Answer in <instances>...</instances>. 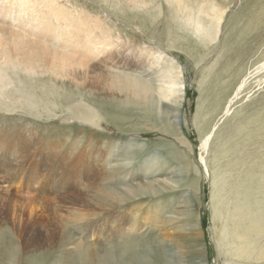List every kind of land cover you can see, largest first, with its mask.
<instances>
[{
	"label": "rangeland",
	"instance_id": "1",
	"mask_svg": "<svg viewBox=\"0 0 264 264\" xmlns=\"http://www.w3.org/2000/svg\"><path fill=\"white\" fill-rule=\"evenodd\" d=\"M58 1L95 16L114 47L71 76L43 63L2 72L0 264H264V0H186L184 18L197 4L223 11L210 42L176 0ZM169 65L183 72L177 100L128 104L111 82L160 84Z\"/></svg>",
	"mask_w": 264,
	"mask_h": 264
},
{
	"label": "bare ground",
	"instance_id": "2",
	"mask_svg": "<svg viewBox=\"0 0 264 264\" xmlns=\"http://www.w3.org/2000/svg\"><path fill=\"white\" fill-rule=\"evenodd\" d=\"M8 2V4L6 3V5L0 7V10L3 11L0 13V16L3 15L2 18L4 19L3 23H0V76L4 70L8 69V65L13 67L23 66L27 72L35 73V66L42 68L41 63L47 65L48 69L51 68L55 76H71L77 67L87 66V61L105 55L107 51L108 55H110L113 50L114 46L111 42V34L104 29L102 23L95 16L88 14V12L87 14L85 13L86 15H83L82 11H75L78 12L76 14L73 12L74 10L72 11L61 5L58 0H8ZM142 2L145 4V1ZM176 2L179 7L182 6L179 8V13L185 14L184 9L187 7L186 0H176ZM203 16L210 20H204ZM7 17H9V21L6 19ZM182 19H185L187 24L191 25L190 28L193 35H197L201 39H206L205 37L208 36L210 42L214 41L216 35L218 37L220 24L223 19V11L214 5L205 6V4H197L187 12L185 18L183 15ZM6 21L10 24H7ZM11 46L20 50L27 57L18 52L11 51ZM48 54L52 56V65L47 62ZM262 67H264V63ZM182 73L176 66L169 65L163 69V73L159 77L160 84H156L151 82L152 80L150 79L136 76L133 73L111 72V82L117 85L120 90L125 91V103L129 104L135 99L140 105L146 102L148 104L155 103L156 105L161 103L160 99L166 98L169 101L172 97L175 98L174 100L181 97L179 86L182 87L183 83ZM248 79L249 76L246 75L235 87L232 95L228 98V110L222 113L230 111V103L243 91ZM198 88L200 92L203 91L201 85ZM198 103L200 105H198L199 108L196 111L197 115L202 112L205 115L201 101L198 100ZM167 115L169 114L167 113ZM177 115L176 120H173V122L170 120L176 126H178L176 122L178 119ZM198 117H196V121ZM216 125L217 122L211 125L209 131L203 135L200 144L199 161L204 164L207 175H209V169L203 153L209 149ZM115 171L122 173V170L114 168L112 174H115ZM144 190L150 191L152 187L140 186L134 192L138 193ZM107 193L111 196H116L111 191H107ZM134 195L136 196V194ZM103 201L106 203L111 202L106 196L103 197ZM109 205L113 206L114 204L110 203ZM130 221L134 222L135 220ZM120 235L121 233H119ZM242 239L243 237L239 236V241L241 242L237 243V246L241 245L244 247L245 250H241V254L246 257L250 254L252 245L248 241H245V245H243ZM236 250L238 251V249ZM91 255L85 247L80 249L78 254V256L83 257L86 261Z\"/></svg>",
	"mask_w": 264,
	"mask_h": 264
}]
</instances>
